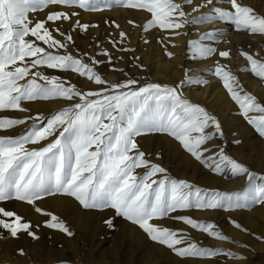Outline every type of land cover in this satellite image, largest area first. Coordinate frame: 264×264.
Instances as JSON below:
<instances>
[{
    "label": "snow or ice",
    "instance_id": "obj_1",
    "mask_svg": "<svg viewBox=\"0 0 264 264\" xmlns=\"http://www.w3.org/2000/svg\"><path fill=\"white\" fill-rule=\"evenodd\" d=\"M193 2L0 0V113H25L23 117L0 115V131L10 132L27 125L16 136H0V202L26 203L35 213L47 217L44 227L72 237L74 233L62 219L38 205L44 198L59 194L74 198L85 210L113 211L115 216L138 226L152 242L186 262L214 259L219 255L247 260L242 253L201 246L183 229L158 223L164 219L179 221L209 238L235 244L213 222L174 214L188 210L235 211L264 207V175H257L226 154L223 147L211 146L212 140L224 135L220 121L206 107L183 95L188 86L206 85L208 80L204 76L191 77L188 73L195 69H187L185 78L175 85L141 84L133 78L109 84L95 70L105 62L98 59L99 56L106 58L112 65L111 70H117L107 49L98 43L100 51L95 56H81L79 49H76V55L67 51L74 44L73 32L86 33L89 28L98 27L83 22L82 13L98 12L114 5L145 13L142 25L129 19L130 28L139 27L145 34L150 30L169 32L168 37L157 40L165 48L168 58L175 55L167 50L175 46L171 43L172 37L181 35L179 30L187 25L223 22L231 24L236 31L264 39V12L255 5H245L240 0H203L194 6ZM185 6H192L193 13L202 8L207 11L189 19L190 13L185 11ZM38 12L44 13L43 19H29L30 13ZM106 23L119 29L118 39L109 36L113 47L120 52L135 53V49L124 47V42L130 39L129 33L115 21ZM54 33L63 39H57ZM166 39L168 43H165ZM209 40L213 43H206ZM216 41L217 30L209 29L198 40H189L187 51L193 59L213 56L232 59L230 50L215 47ZM143 42L149 43L148 40ZM59 50H63V54ZM240 55L246 59L248 70L255 77L264 79V52L241 50ZM85 57L90 62H86ZM133 58L140 59L135 55ZM41 67L78 74L97 88L82 91L60 76L45 74L39 70ZM206 74L214 75L222 82L230 98L239 106L242 117L264 138V102L244 91L238 78L220 60H216L215 67ZM60 99L70 106L48 116L39 112L32 115L31 109L25 107L26 103ZM252 112L261 115H250ZM142 135L172 138L211 173L223 175L227 169L233 177L243 175L247 189L206 190L184 179L168 176L163 166L148 160L145 151L140 149L136 138ZM49 137L55 138L49 140ZM42 141L47 142L40 146ZM159 156L160 153H156V157ZM140 168L145 169L142 175L136 172ZM229 223L235 229L255 236L238 220L230 218ZM104 224L110 230L115 228L112 217L106 218ZM39 227L17 212L0 207V239L19 240L21 235H26L38 240ZM16 254L27 255L22 247L16 249Z\"/></svg>",
    "mask_w": 264,
    "mask_h": 264
},
{
    "label": "rangeland",
    "instance_id": "obj_2",
    "mask_svg": "<svg viewBox=\"0 0 264 264\" xmlns=\"http://www.w3.org/2000/svg\"><path fill=\"white\" fill-rule=\"evenodd\" d=\"M257 9L264 12V6L260 5ZM73 38L74 44L70 46L72 49L78 48L82 45V37ZM38 43L42 42L38 41ZM104 46L105 47L103 48L107 49L110 53H115L118 57H120L121 61L126 59V57H124L121 53L119 54V52H116L117 50L115 51V49H113L114 47L109 40L104 44ZM70 50L68 49V52ZM248 51L256 52L252 46L248 47ZM72 54L75 55V53ZM139 55V53L135 54V56L138 57ZM127 58L129 61H133L132 64L129 63L127 65V69H129L127 73L134 77V75H137L140 59L136 60L132 57V55H128ZM117 68L122 69L121 67ZM98 69L99 68H96L95 70L99 72ZM141 70H143V68H141ZM33 71H35V69ZM249 75L252 79L256 80V84H254V86L257 85L261 87L259 80L264 81V79L255 77L251 72ZM58 76L65 79L64 76ZM128 77L129 76H127V78ZM149 82L151 81L147 80L143 84ZM76 85L84 91L95 90L93 88L88 89L78 86V84ZM252 86L253 85L250 83H244L242 88H251ZM262 96L263 93L260 92L257 98L259 97L258 100L264 102V97ZM31 104L26 103L25 107H30L31 109ZM67 106L70 105L60 104L54 110L45 111L43 114L48 116ZM219 109L221 112L218 116L215 115L217 114L216 112H214V115L218 117V120L222 125L224 135L222 138L217 137L212 140L210 145L214 146L216 149L223 147L226 154L235 158L237 161L242 162L251 170H262L264 172V138H261L254 128L246 122V119L242 117L240 111L235 112L233 117L230 118L232 114H226L221 107H219ZM238 109L239 106L237 107V110ZM18 113L21 112L8 111L0 113V115L17 117ZM250 115L259 116L254 112L250 113ZM23 127L18 126L10 132L0 131V136H16L24 131L27 126L24 129ZM209 131H211V129H209ZM56 135L58 136L59 133L57 132ZM142 137L145 138L140 140H138V137L136 138L140 149L145 151L146 158L148 160L163 166L167 170L168 176L178 180L184 179L202 189L211 186L216 187L217 183H212L210 178L206 179V175L201 171V169H204L205 171H207V169L203 168L198 162L194 161L190 154L186 153L178 142L177 145L180 149H176L175 147L167 144L164 138H161V135H153L152 137H150V135H142ZM54 138L55 137H49V140ZM172 141L174 140L172 139ZM235 141L240 142L236 143ZM44 142L46 143L47 141ZM44 142H41V146L45 144ZM42 143L44 144L42 145ZM156 153H160L159 158L156 157ZM144 171L145 169L143 168L136 170V172L141 175ZM207 172L211 175L214 174L209 170ZM224 174H230L224 182L226 187L231 186L230 184L232 182L234 185L237 184L236 182H238V180L242 177V175L233 177L227 169H225ZM220 176L222 175L219 174V177ZM235 188L225 189L224 191H235ZM55 197H62L63 200L68 199L67 201L76 205L70 206L61 204V202L60 204H56L53 201ZM38 205H40L45 211L51 212L62 219L66 225L70 227L74 235L69 238V236L58 230L45 228L43 226V222L47 219V217L40 214L38 217L40 218L39 220L35 217L33 210L27 206L26 203L14 200L0 202V207H4L6 210L15 211L17 214L24 216L26 220H31L34 225H40L37 229V234L39 235L38 240H33L26 235H21L19 240L0 239V264H264V251L254 253V250L257 247H261L264 243V209H259L256 206L252 209L240 211L210 210L211 216L209 217L208 222H213L217 225L219 229L222 230L224 235H227L230 240L235 241V244L229 241L209 238L206 234H203L198 230H192L189 226H186L179 221L171 219L158 221V223H162L173 229H183L192 240H195L201 246L228 249L237 254L242 253L247 257L246 261H239L219 255L214 259L189 260L186 262L184 259L176 257L165 247L152 242L146 234L142 232V230L137 229L134 231L132 226L135 225L121 217L115 216L113 211H85V209H83L74 198L65 197L59 194L54 197L44 198L43 201L38 202ZM236 211L240 214L234 215ZM82 212L86 214L83 215ZM188 212L189 214H187ZM196 212L200 214L202 211H179L174 215H188L199 221L206 220L205 216L197 217ZM108 217H112L115 223V228L112 230L104 224V220ZM230 218L238 220L242 225L249 229L251 233H254L255 236L234 228V231H236L235 234L231 228L233 226L229 223ZM69 243L73 244L69 245ZM244 245H247L248 247L245 248ZM20 247L25 250L27 253L26 256H19L16 254V249ZM55 252L61 254L55 255ZM3 257H8V259L3 260Z\"/></svg>",
    "mask_w": 264,
    "mask_h": 264
},
{
    "label": "bare ground",
    "instance_id": "obj_3",
    "mask_svg": "<svg viewBox=\"0 0 264 264\" xmlns=\"http://www.w3.org/2000/svg\"><path fill=\"white\" fill-rule=\"evenodd\" d=\"M176 2H182V0H176ZM202 2L203 0H194L193 6L196 3H202ZM240 2L245 5H255L257 8L260 5L264 6V0H240ZM221 6L228 7L227 5L224 4H221ZM191 8L192 6H185V11L190 13L189 19L195 16H199L207 11V9L202 8L200 11L193 13L191 12ZM43 18H44L43 12L29 14V19L32 20L43 19ZM129 19H135L142 25L145 21V13L137 12V11H129L119 5H114L111 8L104 9L98 12L82 13L83 22H88L90 24L98 25V27H91L88 29L86 33H80L78 31L73 32L72 33L73 37H82L83 41L81 42L82 45L79 46L78 48L72 49V47H69V50L71 49L70 51L72 53H75V55L77 54L76 49H79V54L81 56H83L84 54L95 56L100 51V48L98 47V43L100 46L105 47L104 44L109 40L110 35L113 38H117V39L119 38V29H116L114 26H111L110 24L106 23V21L111 20V21H115L116 24H119L120 28L123 29L125 32L129 33L130 35V39L124 42V47L133 48L136 51L135 53L133 52L124 53L113 48L115 49V51L117 50L116 52H119V54L121 53L124 57H126L124 61H121L120 57H118L115 53L111 52L113 55L112 58L114 61L115 69L117 70H111L112 65L108 64L105 57L103 56L97 57L98 59L100 60L104 59L105 61L103 64L99 65L98 73L101 74L102 78L106 80L109 84H114L123 81L127 79V76H129L128 78L137 79L140 81L141 84L145 83V81L147 80H150L151 82H158L162 85L163 84L175 85L179 81L185 78L187 69H195L194 71L188 73V75H190L193 78H201L202 76H204V78L208 80V83L206 85L188 86L187 88L184 89L183 95L189 98L190 101L206 107V109L211 113L214 114V112H216L217 114L215 115L217 116L221 112L219 109V107H221L226 112V114H232V116H230V118H232L235 112L240 111L239 109L237 110L238 105L230 98L229 93L226 91V89L222 85V82L219 81L217 77L211 74H206L208 73L209 69L215 67V61L220 60V62L226 65L228 69L232 72V74L238 78L241 86H243L244 83L246 84L250 83L253 85L251 88H244V91L252 95H255L256 97L259 95L260 92H262L263 93L262 97H264V81L259 80L261 87L257 85L254 86V84H256V80L250 77L249 75L250 71L247 68V61L245 58H243L240 55L241 50L248 51V47L251 46L254 48L256 52L258 51L264 52V39H262L259 35H251L245 31H236L234 30L231 24H226L223 22H216V23L205 22L198 25H187L179 30L181 32V35L172 37L171 43L175 46H170L168 47L167 50L173 52L175 55L173 58H168L165 55V48L160 43H157V40L159 37H168L170 33L160 30H150L148 33L145 34L142 32V29L139 27L130 28L128 24ZM49 27L51 28L52 26L50 25ZM64 27L68 28V25L65 24ZM209 29L217 30V41L215 42V47L218 50H230L233 57L232 59L223 60L218 56H213L211 58H205V59L192 58L191 54L187 51V42L189 40H198L203 35V33ZM54 35L56 36L57 39H63L62 37H59L55 33ZM144 40H148L149 43L145 44L143 42ZM165 43H168L167 39L165 40ZM206 43L212 44L213 41L209 40L206 41ZM40 44L41 46H44L42 43ZM59 51L60 54H63V50H59ZM136 53L140 54L139 64L143 66L142 68L144 71L141 70L140 65H138L137 75H134L133 77L132 75L130 76L127 73V71L129 70L127 69V65L129 63L130 64L133 63L132 60H131L132 62L129 61L127 56L132 55L133 57ZM85 60L88 61L87 57H85ZM117 67H121L123 71H119ZM39 70L46 73L47 75L52 74L57 76L58 75L64 76L66 81H69L72 84H78V86H82L84 88H88V89L97 88V86L93 82H89L87 81L86 78H81L78 76V74H74L69 71H60V70H53L46 68H40ZM60 104H69V103L63 101L62 99L56 102L32 103L31 114L35 115L38 112L44 113L45 111H52ZM254 113L261 115L258 112H254ZM24 115L25 113H18L17 117H23ZM26 126L27 125H24V127L22 126L23 129ZM152 136L153 135H150V137ZM144 138L145 137L140 136L138 137V140ZM161 138H164L167 144L175 147L176 149L177 148L180 149V147L177 145V142L172 141V138H169L164 135H161ZM44 143H42V145ZM201 171L206 175L207 177L206 179L210 178L212 183L214 182L217 183L216 187L211 186L203 189L224 191L225 189H232L236 187L235 191H241L247 189L248 187L246 183V178L243 175L238 180V182H236L237 184L234 185L233 182L231 181L232 183L231 184L229 183L231 186L226 187L224 185V182L226 178L229 177L230 174L229 175L223 174L222 176L219 177V174L211 175L210 173L207 172L208 170L205 171L204 169H201ZM252 171L257 175H264V172L262 170L260 171L252 170ZM67 200H63L62 197H55L53 199V201L56 204H60L61 202V204H65V205H70V206L76 205V204H72ZM256 207H258L259 209H264V207H259V206ZM237 211L234 213V215L240 214ZM84 214L86 213H83V215ZM187 214H189V212ZM210 214H211L210 210L202 211L200 214L197 213V217L205 216L206 218L205 222H208V219L211 216ZM34 215L36 218L40 216V214H37L35 212ZM38 219L40 220V218ZM231 228L233 232H235L236 234V231H234L235 230L234 227ZM132 229L136 231L139 228L137 226H132ZM72 244L69 243V245ZM254 251H255L254 253L256 252L258 253L259 251H264V243L263 245H261V247H257ZM59 254L61 253L55 252V255H59ZM6 259H8V257H3V260Z\"/></svg>",
    "mask_w": 264,
    "mask_h": 264
}]
</instances>
